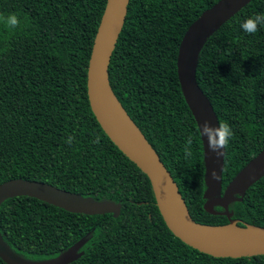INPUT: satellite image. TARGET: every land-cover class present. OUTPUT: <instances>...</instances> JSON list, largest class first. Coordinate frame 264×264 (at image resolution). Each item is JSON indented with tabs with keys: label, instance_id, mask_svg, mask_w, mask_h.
Returning a JSON list of instances; mask_svg holds the SVG:
<instances>
[{
	"label": "trees",
	"instance_id": "trees-1",
	"mask_svg": "<svg viewBox=\"0 0 264 264\" xmlns=\"http://www.w3.org/2000/svg\"><path fill=\"white\" fill-rule=\"evenodd\" d=\"M217 0H128L107 76L116 100L168 170L191 219L208 226L234 220L264 228V175L227 204L204 209L202 148L180 92L175 59L188 25ZM105 0H0V183L43 182L111 201L119 213H72L28 196L0 203V235L16 255L51 259L78 240L67 264H264V255L213 257L189 247L165 226L147 177L106 137L87 102L85 74ZM264 15L250 0L202 43L195 79L218 124L233 131L224 150L221 192L264 148ZM193 155L185 158L189 137ZM99 137V143L96 138ZM72 138V143L67 141ZM0 264H5L0 259Z\"/></svg>",
	"mask_w": 264,
	"mask_h": 264
},
{
	"label": "water",
	"instance_id": "water-1",
	"mask_svg": "<svg viewBox=\"0 0 264 264\" xmlns=\"http://www.w3.org/2000/svg\"><path fill=\"white\" fill-rule=\"evenodd\" d=\"M250 0H217L203 10L186 28L179 41L175 59L178 85L199 134L204 166L206 190L204 197L215 196L212 205H219L226 212L227 204L235 200L234 195L244 191L264 175V148L249 159L228 181L221 192V170L223 156L217 157L208 146L206 136L199 133L205 122L218 127L212 106L195 79L197 53L208 37L225 20L236 13ZM128 0H105L89 52L85 74V90L89 109L102 132L109 141L146 177L150 184L155 205L167 229L181 242L199 252L213 257H250L264 255V228L245 224L241 229L252 230L251 237L225 239L208 232V226L194 222L185 206L168 170L158 155L145 140L137 127L128 118L113 95L108 82L107 66L117 36L124 21ZM115 102L134 127L137 135L127 131L113 114L111 103ZM224 152L223 149L220 150ZM215 173V177L213 176ZM28 196L59 207L72 213L86 215L112 213L117 216L119 205L111 201H96L90 197L59 189L52 185L25 179H10L0 183V203L9 197ZM228 223V224H229ZM227 225V224H226ZM82 244L78 240L57 256L41 261L22 258L13 253L3 242L0 235V259L5 264H67L76 259Z\"/></svg>",
	"mask_w": 264,
	"mask_h": 264
},
{
	"label": "clouds",
	"instance_id": "clouds-1",
	"mask_svg": "<svg viewBox=\"0 0 264 264\" xmlns=\"http://www.w3.org/2000/svg\"><path fill=\"white\" fill-rule=\"evenodd\" d=\"M0 24H3L6 29L9 31L15 30L21 25V20L17 14L11 13L7 16L0 15ZM261 26H264V15H256L254 17H249L242 24V29L248 34L256 33ZM199 133L201 136H206L208 140L209 148L216 153L217 157L223 156L224 152L220 150H226L230 138L233 136V131L230 125L226 122H221L218 124V127H211L207 122L203 125L202 129L200 127ZM99 137L96 138V143H99ZM67 143H72V138H69ZM193 143L192 137L190 136L186 142L184 153L185 158H189L193 155L191 145ZM215 177V173H213Z\"/></svg>",
	"mask_w": 264,
	"mask_h": 264
},
{
	"label": "bare ground",
	"instance_id": "bare-ground-1",
	"mask_svg": "<svg viewBox=\"0 0 264 264\" xmlns=\"http://www.w3.org/2000/svg\"><path fill=\"white\" fill-rule=\"evenodd\" d=\"M111 108H112L113 114L118 118L122 126H124V128L127 131L131 132L132 134L138 137L136 130L131 125V123L129 122V120L127 119V117L125 116L121 108L118 106V104L115 102H112ZM205 229L208 232L213 233L217 235L218 237L225 238V239L251 237V236L256 235L254 231L248 230V229H241L237 227L236 225H234L233 223H229L221 227H213V228L207 227Z\"/></svg>",
	"mask_w": 264,
	"mask_h": 264
},
{
	"label": "rangeland",
	"instance_id": "rangeland-1",
	"mask_svg": "<svg viewBox=\"0 0 264 264\" xmlns=\"http://www.w3.org/2000/svg\"><path fill=\"white\" fill-rule=\"evenodd\" d=\"M215 196H210V198H208V201H207V203H206V207H207V209H209V210H212V202H211V200L214 198Z\"/></svg>",
	"mask_w": 264,
	"mask_h": 264
}]
</instances>
